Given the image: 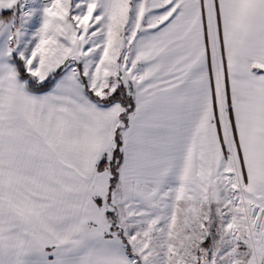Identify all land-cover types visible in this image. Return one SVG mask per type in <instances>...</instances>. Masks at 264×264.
Returning a JSON list of instances; mask_svg holds the SVG:
<instances>
[{
  "label": "snow or ice",
  "instance_id": "1",
  "mask_svg": "<svg viewBox=\"0 0 264 264\" xmlns=\"http://www.w3.org/2000/svg\"><path fill=\"white\" fill-rule=\"evenodd\" d=\"M0 264H264V0H0Z\"/></svg>",
  "mask_w": 264,
  "mask_h": 264
}]
</instances>
